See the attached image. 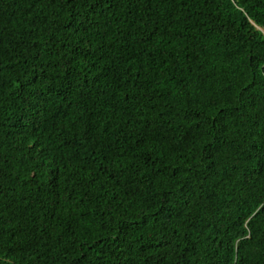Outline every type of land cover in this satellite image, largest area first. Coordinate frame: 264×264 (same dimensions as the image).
<instances>
[{
  "label": "trees",
  "instance_id": "16d2710c",
  "mask_svg": "<svg viewBox=\"0 0 264 264\" xmlns=\"http://www.w3.org/2000/svg\"><path fill=\"white\" fill-rule=\"evenodd\" d=\"M0 264H264V0H0Z\"/></svg>",
  "mask_w": 264,
  "mask_h": 264
}]
</instances>
